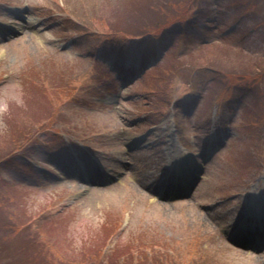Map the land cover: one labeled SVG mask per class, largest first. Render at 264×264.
<instances>
[{
	"label": "rangeland",
	"instance_id": "374dc122",
	"mask_svg": "<svg viewBox=\"0 0 264 264\" xmlns=\"http://www.w3.org/2000/svg\"><path fill=\"white\" fill-rule=\"evenodd\" d=\"M244 1L264 19V0ZM27 2L17 18L13 11ZM175 3L0 0V155L33 137L0 168L4 185L16 189L11 198L0 194V264H264V253L234 249L220 234L253 223L243 213L245 196L264 192V122L251 126L244 110L255 89L234 81L221 94L209 77L190 73L204 64L237 73L234 47L254 60L264 56V23L248 20L251 10L239 12L233 0H205L196 20L162 36L169 27L153 9ZM3 26L19 33L6 40ZM141 29L158 45V58L144 56V43H130ZM203 45L212 46L201 52ZM173 50L183 76L164 99L155 79L162 72L150 68ZM253 64L262 76L264 61ZM261 78L255 85L264 90ZM220 95L230 98L216 102ZM213 134L225 144L192 199L160 203L141 184L185 149L200 163ZM81 147L101 163L86 160L94 186L73 177L80 172L71 153L88 159ZM108 174L119 178L103 186Z\"/></svg>",
	"mask_w": 264,
	"mask_h": 264
},
{
	"label": "trees",
	"instance_id": "16d2710c",
	"mask_svg": "<svg viewBox=\"0 0 264 264\" xmlns=\"http://www.w3.org/2000/svg\"><path fill=\"white\" fill-rule=\"evenodd\" d=\"M234 1L239 7V9L241 10L250 9L252 12V16H251L252 19L254 21H257L258 24L261 22L264 23V19L257 15L256 8H254L256 7L254 2L250 4L248 2H245L244 0H234ZM199 3L200 2H196V0H177V3H175L174 5L170 7H168L167 5H162V4L159 5L160 4L159 3L158 5L161 7L159 8L156 7V9L155 10L153 9V11L156 13V17L164 16L163 18H166L167 26L171 27L176 24L187 22V20L189 19L190 13L192 12L194 8H196L199 5ZM138 22L141 23L140 21ZM103 25H107L105 20H103L101 23V26ZM143 31L144 30L142 29L140 31H137V32H140L137 35L140 36ZM208 47L209 46L204 47L201 50V52L204 51L205 49H208ZM232 50L234 51L233 53H235L233 54V56L237 55V58H239L237 60V65H238L237 68L239 69L237 73H233L232 71L227 70L222 65L214 66V65L204 64L199 67L190 68L191 75L193 73L198 74V76H201V77H204V75H207L205 77H209L208 81L211 82L212 89H215L217 92L218 90L221 91L222 92L221 94H225L226 91H228V89L232 87L234 81L246 82L250 85L253 84L254 86H256L255 84L258 83L260 78L261 77L264 78V74H262V76H259V74L254 72V69H252V62L255 61V64L253 65L256 66L257 64H260L264 61V56L257 57L258 59L254 60L252 56L244 52V50H234V49ZM168 60H169L168 61L169 65L166 66L164 64V66L162 65L156 68V69H159V71L156 72V75H159L162 72L159 75L160 76L159 78L158 77L155 78V74H153L155 79H157L160 83L162 81V84H164L163 88L161 89L162 94H164L163 95L164 99L169 93V91L171 90L170 88L171 86H169V84H171L172 81H175L179 75L183 76V72H178L181 68L177 70V68L175 67L177 65V62L180 60H177L175 57H173V55H171ZM257 88L256 89L258 91H255V93L252 95L253 100L249 103L248 106L245 107V113L247 117L249 118L248 123L251 126L253 125L259 126L261 123L264 122V90L259 88L258 86ZM54 117L56 116L54 115ZM54 119L55 118H53V123L55 121ZM26 140H28V138H25L23 142H25ZM23 142L18 143L15 148L13 146L12 147L16 149L20 147L23 144ZM6 146L7 145H3V147H6ZM14 149L10 148V150H8L5 155H0V160L7 154L14 151ZM0 194L4 195L5 197H9V198L13 197L12 191L1 190ZM7 219H9L8 223H13L11 218H7ZM10 232H12V228Z\"/></svg>",
	"mask_w": 264,
	"mask_h": 264
},
{
	"label": "bare ground",
	"instance_id": "6f19581e",
	"mask_svg": "<svg viewBox=\"0 0 264 264\" xmlns=\"http://www.w3.org/2000/svg\"><path fill=\"white\" fill-rule=\"evenodd\" d=\"M182 163L188 164V162L185 159L181 158L180 159V165H182Z\"/></svg>",
	"mask_w": 264,
	"mask_h": 264
}]
</instances>
